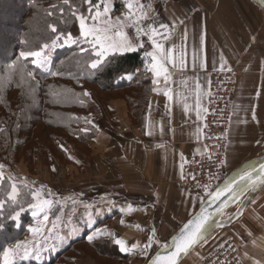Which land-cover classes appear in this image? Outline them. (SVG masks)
<instances>
[{
	"label": "crops",
	"instance_id": "1",
	"mask_svg": "<svg viewBox=\"0 0 264 264\" xmlns=\"http://www.w3.org/2000/svg\"><path fill=\"white\" fill-rule=\"evenodd\" d=\"M163 1L164 5L145 6L148 18L141 24L154 25L162 35L169 34L168 39L162 35L156 39L172 52L175 67L166 62L170 78L166 82L163 75L156 77L147 71L149 92L143 110L139 100L131 101L133 95L123 88L113 93V97L102 92L101 101L91 93L99 117L90 120L96 136L86 147L87 152L81 149L82 145L59 144L54 154L48 152L45 158L37 160L32 174L21 167L12 184L25 186L27 181V187L32 191L43 189V198L54 203L44 231L36 236L29 232L37 223L31 208L35 201L26 208L31 217L27 234L6 249L14 248L17 243L26 244L28 255L26 258L15 255L14 264H42L83 234L89 242L88 237L97 229L123 239L128 247L134 243L140 245L131 252H121L113 238L107 235L94 238L91 242L111 239L116 245L124 258L115 259L113 264H146L151 248L157 250V244L166 243L204 201L202 195L181 188L179 180L181 165L184 167L189 159L204 152L201 141L208 74L239 61L245 67L248 62L255 66L263 60L264 13L245 0ZM127 13L125 3L117 11L111 4L113 20H123ZM160 24H167L168 29L160 28ZM123 30L131 38H137L135 27ZM139 40L142 44L145 41V52L153 51L147 36L140 35ZM127 53L133 52H117L108 57ZM149 61L150 57L146 58V65ZM132 78L123 77L125 81ZM241 83L242 79H238L232 106L226 163L229 168L234 165L233 116ZM166 91L171 100L164 94ZM7 177L11 180L12 176L7 173ZM238 216L217 238L226 236L237 244L242 264H264V185ZM42 218L43 214L39 219ZM149 238L152 245L145 251ZM74 264L96 263L90 256L81 254Z\"/></svg>",
	"mask_w": 264,
	"mask_h": 264
},
{
	"label": "trees",
	"instance_id": "2",
	"mask_svg": "<svg viewBox=\"0 0 264 264\" xmlns=\"http://www.w3.org/2000/svg\"><path fill=\"white\" fill-rule=\"evenodd\" d=\"M112 3L115 11L121 6L118 0ZM88 8L84 0H69L67 5L64 0H0V78H3L0 81V165L12 176L11 180L7 176L0 180V203L4 205L0 209V264L3 251L27 234L31 222L26 208L32 203V190L18 185L16 201L8 199L12 181L17 180L21 167L32 174L37 160L45 158L48 152L54 154L59 144L87 147L93 142L96 130L89 121L99 117V110L91 100V93L101 101L102 92L113 97V93L123 88L133 95L131 101L139 100L142 110L147 104L149 74L144 40L143 48L110 56L98 69L90 67L96 57L84 42L52 49L48 71L36 68L32 58L20 57L21 52L39 50L44 43L50 44L57 34H71L79 41L80 29L73 11L88 16ZM50 25L57 28L56 33ZM12 64L17 65L18 71L9 68ZM27 71L33 73L32 78L26 76ZM126 75L133 78L125 81ZM85 92L90 95L84 96ZM226 169L230 173L227 164ZM17 212L18 220H12ZM81 254L90 256L96 264H113L115 259L124 258L111 239L87 242L83 234L42 264H74Z\"/></svg>",
	"mask_w": 264,
	"mask_h": 264
},
{
	"label": "snow or ice",
	"instance_id": "3",
	"mask_svg": "<svg viewBox=\"0 0 264 264\" xmlns=\"http://www.w3.org/2000/svg\"><path fill=\"white\" fill-rule=\"evenodd\" d=\"M85 3L89 5L88 12L89 15L85 16L82 14H78L73 11V15L79 22V37L81 38L79 41L74 39L71 34H57L52 40L51 43H44L39 50H30L26 52H21L20 57L24 60L31 59L33 65L36 68H39L44 71L49 70V64L51 61L50 52L52 49L57 47V45L62 41L64 44H76L79 42L88 43L91 45L93 53L96 57L95 60L92 61L90 67L92 69H98L108 58L110 54L114 53H125V52H134L138 48H143V44L140 43L139 37L140 35L147 36L148 40L151 41L153 51L145 52L146 58L150 57V61L146 66V70L152 72L156 77L164 76L165 81L170 78L168 75V68L166 66L167 63H172L173 67H175V63L172 59L171 50H166L164 45L157 41L156 37L158 35H162L158 32V29L154 25L143 26L141 22L146 20L147 13L144 11V5L139 2V0H125V7L128 9V13L125 15L123 20L117 18L113 20L110 15L111 12V4L112 0H99V3H96L95 0H84ZM64 3L69 4V0H64ZM55 7V6H54ZM93 9L95 10L93 12ZM51 14V13H50ZM89 20L91 23H89ZM51 31L53 33L57 32V28L54 25H50ZM126 27H135L137 38H131L128 33H126L123 29ZM160 28L168 29L167 24H160ZM169 34H163V39H168ZM82 51H84L82 49ZM195 59V58H194ZM221 61L223 62V57H221ZM223 66V65H222ZM9 68L13 71H18L17 65L12 64L9 65ZM11 75V73H10ZM53 75H57V73H53ZM26 76L28 78L33 77V73L31 71L26 72ZM3 78H0L2 81ZM23 79V75H22ZM157 82V81H154ZM199 87V85H197ZM70 91V90H67ZM168 96V99L171 100L172 96L169 95V92L164 93ZM84 96H89L90 93L85 92ZM197 117H200V101L197 99ZM184 110L187 112L188 107L185 105ZM206 111V109H205ZM90 123V121H89ZM183 159V157H181ZM3 168V165H0V169ZM183 168V165H181ZM55 171V168H53ZM261 171H264V165H262ZM242 178L250 179V175L246 174ZM0 180H2V173H0ZM264 182V181H262ZM25 186H27V181H24ZM228 185H225L224 188H218L213 195V200H218L220 196L228 191ZM18 195L16 184H12L11 186V194L8 196L10 201H16ZM30 195L32 200L35 203L31 204V208L33 209L32 215L36 219V226L30 227L29 232L33 233L34 236L39 235L44 231L46 227V222L49 219L48 212L51 210L54 201L43 198V189H38L34 191H30ZM51 195V193H49ZM3 203H0V209H3ZM86 207H88L86 205ZM203 208V205H201ZM129 211H131V206H129ZM43 214L42 220L39 217ZM19 212L12 216V220H18ZM210 218V214H205V212H201L194 216L191 220L186 223L180 233L172 238L171 244H165L163 247L167 250L169 248L174 249L170 254L165 256L158 255L153 261L152 264H178L180 257L182 254H186L192 248L194 244L203 239V233L206 231V224ZM123 223V221H121ZM2 227V225H0ZM139 228V225H136ZM155 233H153L154 235ZM109 236L114 239L115 244H117L120 248L121 252H131L132 250L140 247L139 244H132L131 247L126 245V242L123 239H116L112 233L107 232V230L97 229L96 232L89 236V242H91L94 238ZM152 240L149 238V243L144 246L145 251L147 248L151 247ZM24 249L21 252V249ZM22 255L23 257H27V245H22L17 243L14 248H8L3 251V264H14V256Z\"/></svg>",
	"mask_w": 264,
	"mask_h": 264
},
{
	"label": "built area",
	"instance_id": "4",
	"mask_svg": "<svg viewBox=\"0 0 264 264\" xmlns=\"http://www.w3.org/2000/svg\"><path fill=\"white\" fill-rule=\"evenodd\" d=\"M238 79V72L231 68L209 72L201 141L204 152L185 163L179 180L181 188L208 196L228 179L226 159ZM200 264H242L240 249L232 240L224 241Z\"/></svg>",
	"mask_w": 264,
	"mask_h": 264
},
{
	"label": "rangeland",
	"instance_id": "5",
	"mask_svg": "<svg viewBox=\"0 0 264 264\" xmlns=\"http://www.w3.org/2000/svg\"><path fill=\"white\" fill-rule=\"evenodd\" d=\"M120 3H125L124 0H118ZM248 2V0H245ZM141 4L147 5H164L163 0H139ZM255 7V6H254ZM255 9H257L255 7ZM91 23V21H89ZM88 44V43H86ZM73 45V44H71ZM68 44H58L57 47L71 46ZM89 47L91 45L89 44ZM55 48L53 50H55ZM228 68L235 69L238 72L239 80L242 79L240 88L238 91V97L235 102V111L233 116L234 127V144L232 148L233 163L232 167H228V171L231 174L238 166L249 160L261 161L264 159V53L263 60L253 66L252 62H248L245 67H242V62H237L233 66ZM99 127V123H98ZM89 145H87L88 147ZM84 152H87L86 146H81ZM34 171V169H33ZM2 177L7 176V169H1ZM231 180V177H230ZM246 193H243L238 197L218 219V223L222 228L213 233L211 237L202 244L186 261L182 264H193L196 261L203 259L205 256L210 257L215 250L216 246L222 244L224 241L229 240L228 237H220L223 234L224 228L232 225L240 216L234 218L228 224L226 221L230 218L234 211L239 207L243 197ZM93 196V195H92ZM94 199V198H93ZM97 199V198H96ZM155 207L154 205H152ZM156 208V207H155ZM185 222V221H184ZM225 222V223H224ZM168 242V241H167ZM163 245H156V248H162ZM159 245V246H158ZM237 245V244H236ZM155 247L151 248V256L155 252Z\"/></svg>",
	"mask_w": 264,
	"mask_h": 264
},
{
	"label": "water",
	"instance_id": "6",
	"mask_svg": "<svg viewBox=\"0 0 264 264\" xmlns=\"http://www.w3.org/2000/svg\"><path fill=\"white\" fill-rule=\"evenodd\" d=\"M253 5H255L258 9H260L264 13V0H248ZM262 165H264V160H249L244 162L240 166H238L228 177L226 181L221 183L214 191L211 193L214 195L218 188H224L225 185H228V191H225L218 200H213L212 195H208L201 205L197 208V210L179 227L177 232L172 235L167 244H171L172 238L177 236L182 227L188 223L194 216L201 213L202 211L205 214H210V218L206 224V231L203 233V239L198 241L196 244L192 246L188 253L182 254L178 264H181L192 252H194L201 244H203L211 235L222 228L221 224L217 222V218H219L225 210H228L230 205L243 193L245 197L240 203L239 207L235 211V213L226 221L228 224L234 218L238 217L239 213L246 207L249 201L253 198L257 189L261 188L264 185V171H261ZM246 174L250 175V179L242 178ZM231 177V180H230ZM217 219V220H216ZM174 249L169 248L165 249L164 247L157 249L152 256L148 259L146 264H152V261L158 256H165L170 254Z\"/></svg>",
	"mask_w": 264,
	"mask_h": 264
},
{
	"label": "bare ground",
	"instance_id": "7",
	"mask_svg": "<svg viewBox=\"0 0 264 264\" xmlns=\"http://www.w3.org/2000/svg\"><path fill=\"white\" fill-rule=\"evenodd\" d=\"M225 211H226V210H225ZM219 218H220V217H219ZM219 218H217V219H219ZM217 219H216V220H217ZM217 221H218V220H217ZM224 223H225V222H224ZM219 224H223V223H219ZM185 260H186V259H185Z\"/></svg>",
	"mask_w": 264,
	"mask_h": 264
}]
</instances>
